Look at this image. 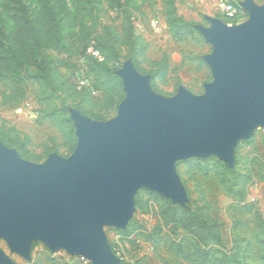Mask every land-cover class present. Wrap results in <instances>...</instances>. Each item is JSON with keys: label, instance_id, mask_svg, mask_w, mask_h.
<instances>
[{"label": "water", "instance_id": "obj_1", "mask_svg": "<svg viewBox=\"0 0 264 264\" xmlns=\"http://www.w3.org/2000/svg\"><path fill=\"white\" fill-rule=\"evenodd\" d=\"M240 8L244 23L206 18L209 27H197L211 48L202 57L212 77L203 94L180 86L160 96L127 60L116 71L125 95L115 118L70 113L77 141L69 157L34 164L0 142V239L11 253L29 261L40 241L90 264H121L103 229L126 228L138 190L185 206L177 161L213 156L234 166L237 142L264 129V1ZM0 264H13L1 250Z\"/></svg>", "mask_w": 264, "mask_h": 264}, {"label": "rangeland", "instance_id": "obj_2", "mask_svg": "<svg viewBox=\"0 0 264 264\" xmlns=\"http://www.w3.org/2000/svg\"><path fill=\"white\" fill-rule=\"evenodd\" d=\"M22 1L31 6L34 16L47 0ZM63 1L72 14L71 22L63 25L64 46L61 51L43 53L45 60L56 69L61 84L52 87L49 95L28 87L22 101L12 102L7 87L0 81V131L14 129L19 140L26 141L25 155L21 157L16 149H10L21 159L34 164L43 163L49 150L62 158L72 154L77 139L74 126V138L70 136L66 120H70L72 111L79 113L75 107L84 115L79 114L93 121L106 122L116 117L118 105L125 95L122 83L121 90L119 87L109 93V90L100 89L94 96L85 87V84L95 85L92 70L97 69L90 58L93 51L102 57L95 49L98 44L113 46L119 53L118 63L105 64L108 69L117 66L115 75L125 61L133 63L129 57L133 49L138 65L136 68L133 63L135 69L143 76L153 77L154 87L151 88L156 94L172 97L182 86L198 96L203 94V85L210 83L212 77L202 60L211 48L197 27H209L206 18L227 25H238L248 19L247 15L230 24L220 13L223 4L240 7L244 0ZM49 2L55 7L56 0ZM254 2L261 5L263 0ZM169 12L176 19L192 24L199 33L176 40L167 26ZM8 23V16L0 8V41L6 45ZM79 25L84 27V34ZM86 34L88 37L83 38ZM85 44L89 47L83 55ZM78 60L81 64L75 67ZM77 69L81 72L75 78ZM222 165L225 164L213 156L175 163L176 174L187 195L185 206L203 213L208 211L211 218L208 224L216 230L221 251L226 255L224 264H264V129L257 127L249 140L237 142L234 166L230 168L236 179L226 175ZM160 197L147 189L138 190L134 197V212L126 228L104 227L107 242L121 264H199L195 259L184 260L171 247L169 236L170 240L183 239L184 253L191 254V242L183 230L177 235H168L163 230L159 239L147 240L143 235L151 234L156 226L154 212L166 207ZM137 199L140 206L135 204ZM129 226H132L129 234L125 235ZM35 242L29 261L11 253L1 239L0 250L13 264H80L64 251L51 252L40 241ZM220 248L215 246V249ZM214 257L219 260L221 254H214Z\"/></svg>", "mask_w": 264, "mask_h": 264}, {"label": "trees", "instance_id": "obj_3", "mask_svg": "<svg viewBox=\"0 0 264 264\" xmlns=\"http://www.w3.org/2000/svg\"><path fill=\"white\" fill-rule=\"evenodd\" d=\"M79 1L77 0V2ZM0 8L9 20L8 45L0 41V81L7 87L11 95L10 100L12 102L22 101L28 87H35L42 91V94L49 95L52 87L61 84V79L52 63L45 60L43 53L49 50L61 51L64 46L63 25L70 23L72 18L66 3L63 0H56L55 7H51L49 0H47L44 7L37 11L34 16L31 6L22 0H0ZM235 8L241 15L240 18L247 16V13L240 7L235 6ZM228 20L230 24H235L238 21L237 19ZM167 26L176 40L199 33L192 24L176 19L171 12L167 14ZM79 27L81 33L84 34V27L80 25ZM87 37L88 34L83 38ZM88 47V44L84 45L82 54H85ZM95 49L99 51L102 57H100V62H97L99 61L97 58H90L97 70H92L95 77L94 87L85 84L86 90L93 96L100 89L109 90V93L114 92L119 87L121 90V82L115 75L117 66L113 69L105 67V64L109 62L118 63L121 59L119 53L113 46H108L105 43L98 44ZM134 56V50L132 49L129 57H131L137 68V60ZM80 64L81 60H78L75 67H79ZM76 72L75 78L81 71L77 69ZM151 87H154L152 76ZM75 109L83 114L78 108L75 107ZM66 123L70 128V136L74 138L71 121L67 119ZM0 142L9 149H16L21 157L25 155L26 141L19 140V134L14 129L7 132L0 131ZM51 153L53 151L49 150L47 155L49 156ZM222 168L226 175L234 177L233 170L225 165H222ZM160 198L166 202V207L159 212H154L153 218L156 221V226L151 234H143L145 238L147 240L159 239L163 230L168 235H177L178 231L183 230L187 235V239L191 242L192 252L190 255L187 256L184 253L183 239L180 241L170 240L169 236V242L175 252L181 255L184 260L195 259L199 264H224L226 255L221 251L222 247L220 248L216 230L208 224L211 219L208 211L203 213L199 209L192 210L188 205L173 206L169 200L163 197ZM135 204L136 206L141 205L138 199L135 200ZM131 227L129 226L126 229L125 235L129 234ZM36 244L37 242H33L31 249ZM215 246H219L220 249H215ZM111 250L116 254L113 249ZM214 254H221V258L218 260L214 257Z\"/></svg>", "mask_w": 264, "mask_h": 264}, {"label": "built area", "instance_id": "obj_4", "mask_svg": "<svg viewBox=\"0 0 264 264\" xmlns=\"http://www.w3.org/2000/svg\"><path fill=\"white\" fill-rule=\"evenodd\" d=\"M220 13L227 19L233 20V19H237L238 21L241 19L238 13V11L236 10L235 6L233 4H223L220 7ZM91 55L94 58H97L100 61V56L96 53V52H92ZM76 259L79 260V262H81L82 264H87L89 263L85 258L83 257H75Z\"/></svg>", "mask_w": 264, "mask_h": 264}, {"label": "crops", "instance_id": "obj_5", "mask_svg": "<svg viewBox=\"0 0 264 264\" xmlns=\"http://www.w3.org/2000/svg\"><path fill=\"white\" fill-rule=\"evenodd\" d=\"M264 1V0H263Z\"/></svg>", "mask_w": 264, "mask_h": 264}]
</instances>
